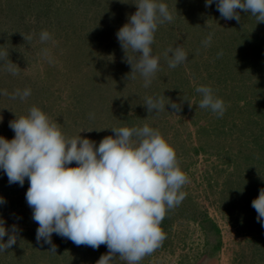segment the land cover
Here are the masks:
<instances>
[{"label": "rangeland", "instance_id": "374dc122", "mask_svg": "<svg viewBox=\"0 0 264 264\" xmlns=\"http://www.w3.org/2000/svg\"><path fill=\"white\" fill-rule=\"evenodd\" d=\"M162 2L173 20L158 24L151 48L159 67L145 87L126 61L138 54L125 53L116 37L138 0H0V53H7L0 58V90L8 93L0 94V136L12 139L9 122L32 106L66 138L82 130L97 145L114 135L111 128L148 124L174 148L188 180L186 197L161 222L166 238L139 264H264V226L251 203L264 189V22L241 9L239 22L224 19L215 0L208 7L205 0ZM44 30L52 39L41 42ZM177 45L188 59L170 68L166 53ZM199 85L223 99L222 117L199 107ZM25 88L30 96L12 98ZM149 96L181 103V110L166 104L147 111ZM28 187L27 178L23 186L9 184L0 170L6 200L0 217L6 229L19 230L17 242L0 251V264H96L109 251L55 233L56 253L38 244ZM111 264L127 262L116 255Z\"/></svg>", "mask_w": 264, "mask_h": 264}, {"label": "clouds", "instance_id": "9594fccd", "mask_svg": "<svg viewBox=\"0 0 264 264\" xmlns=\"http://www.w3.org/2000/svg\"><path fill=\"white\" fill-rule=\"evenodd\" d=\"M214 0H205V7ZM137 10L116 32L121 47L138 55H126L131 73L144 77L145 87L158 70L159 57L152 54L151 45L158 24L171 22L173 16L162 0H138ZM215 6L224 19L240 21L237 9L250 12L257 22H264V0H215ZM41 42L52 39L44 30ZM211 37L204 43L209 44ZM42 54L49 57L48 49ZM169 67L175 68L188 59L179 45L170 47ZM7 53H0V58ZM15 73V67L9 66ZM199 107L222 117L226 106L215 95L212 87L199 85ZM0 94L7 95L6 90ZM31 89H17L12 98L25 99ZM187 101V100H186ZM169 105L175 113L182 104L163 97H146L147 111L166 110ZM190 104V103H189ZM191 105V104H190ZM14 131L12 139L0 136V170L8 183L29 187L26 202L32 209V219L38 223L36 241L56 253L52 234L71 240L77 246L93 249L101 244L109 250L96 264H111L119 255L127 264H139L146 255L160 247L166 234L160 227L167 209L179 205L186 197L182 186L187 182L180 168L174 148L159 130L148 124L142 127L111 128L114 135L95 141L79 134L66 138L56 123L37 106L26 116L9 122ZM91 131V130H88ZM133 136L137 139L133 140ZM75 162L76 166H70ZM6 203L0 196V204ZM258 221L264 226V189L252 200ZM0 217V251L17 242L15 224L5 228ZM7 235V240L4 237Z\"/></svg>", "mask_w": 264, "mask_h": 264}]
</instances>
